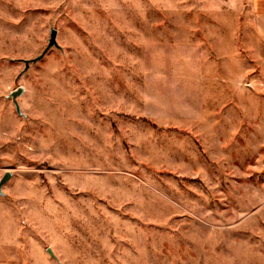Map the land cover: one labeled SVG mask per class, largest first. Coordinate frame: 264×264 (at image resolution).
<instances>
[{"label": "rangeland", "instance_id": "rangeland-1", "mask_svg": "<svg viewBox=\"0 0 264 264\" xmlns=\"http://www.w3.org/2000/svg\"><path fill=\"white\" fill-rule=\"evenodd\" d=\"M5 173L0 264H264V3L0 0Z\"/></svg>", "mask_w": 264, "mask_h": 264}, {"label": "water", "instance_id": "water-1", "mask_svg": "<svg viewBox=\"0 0 264 264\" xmlns=\"http://www.w3.org/2000/svg\"><path fill=\"white\" fill-rule=\"evenodd\" d=\"M51 48L60 49V46L56 42V30L55 29H50L47 45L44 48V50L42 51V53L40 55H38L37 57H35L34 59L24 60L23 61V64H24L23 72L28 69L30 64H34V63L40 61L44 57L46 52L49 51ZM18 78H19V76H18ZM23 92H24L23 88L22 87H18L15 91L10 93V95H9V97L11 98L12 103H13L17 113H19V107H18V104L16 102V97L21 95ZM10 176H11L10 173H5L3 175V177L0 179V195L2 194V192H1L2 186L8 181ZM48 253H49L50 256L53 257V254L51 253V251L49 249H48Z\"/></svg>", "mask_w": 264, "mask_h": 264}, {"label": "crops", "instance_id": "crops-1", "mask_svg": "<svg viewBox=\"0 0 264 264\" xmlns=\"http://www.w3.org/2000/svg\"><path fill=\"white\" fill-rule=\"evenodd\" d=\"M264 3V0H262V4Z\"/></svg>", "mask_w": 264, "mask_h": 264}]
</instances>
